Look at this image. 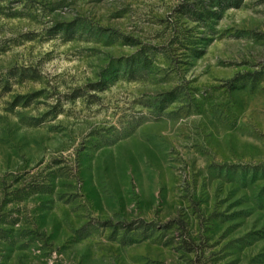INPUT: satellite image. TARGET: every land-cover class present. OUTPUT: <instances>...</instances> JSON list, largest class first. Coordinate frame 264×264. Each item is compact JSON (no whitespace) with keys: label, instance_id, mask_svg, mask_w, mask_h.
Here are the masks:
<instances>
[{"label":"rangeland","instance_id":"1","mask_svg":"<svg viewBox=\"0 0 264 264\" xmlns=\"http://www.w3.org/2000/svg\"><path fill=\"white\" fill-rule=\"evenodd\" d=\"M0 0V264H264V0Z\"/></svg>","mask_w":264,"mask_h":264},{"label":"trees","instance_id":"2","mask_svg":"<svg viewBox=\"0 0 264 264\" xmlns=\"http://www.w3.org/2000/svg\"><path fill=\"white\" fill-rule=\"evenodd\" d=\"M242 0H200L198 3L182 5V11L193 21H207L211 17L216 19L220 13L228 8H238Z\"/></svg>","mask_w":264,"mask_h":264}]
</instances>
